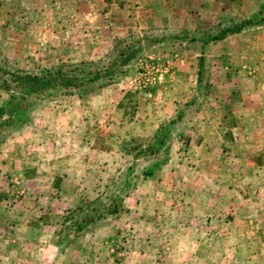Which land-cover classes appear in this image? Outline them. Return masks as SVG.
I'll return each mask as SVG.
<instances>
[{
    "label": "rangeland",
    "instance_id": "obj_1",
    "mask_svg": "<svg viewBox=\"0 0 264 264\" xmlns=\"http://www.w3.org/2000/svg\"><path fill=\"white\" fill-rule=\"evenodd\" d=\"M61 1L0 0L1 68L79 78L71 91L25 93L0 74L12 115L0 131L1 225L12 226L1 228L0 262L264 264V122L242 103L240 120L232 113L217 44L180 42L187 74L174 77L173 66L144 95L128 79L142 57L173 52L169 41L149 44L157 33L128 26L106 42L99 11L73 27L94 42L65 40ZM254 18L264 24V8Z\"/></svg>",
    "mask_w": 264,
    "mask_h": 264
},
{
    "label": "crops",
    "instance_id": "obj_2",
    "mask_svg": "<svg viewBox=\"0 0 264 264\" xmlns=\"http://www.w3.org/2000/svg\"><path fill=\"white\" fill-rule=\"evenodd\" d=\"M64 2L65 0L61 1L55 7L58 25L60 21L64 25V17L70 19L71 22L61 28L62 38L64 35L65 40H68L67 36H72V40H80V36L88 34L73 27L79 26L80 20L85 16L88 19L92 18L91 16H95L94 13L97 11L102 13L105 32L109 34L106 42L116 41L117 37L114 36L121 32L122 27L146 26L148 30L158 34L157 36L154 34L156 37L152 36L151 39L147 37V43L159 45L163 41H169L171 44L173 52L162 53L165 56L175 54L172 64L175 67L174 77L176 78L181 74H187L188 68L186 69L185 65L182 66L184 64L182 52L186 54L185 57H189L190 53L185 45H180V42L182 44L187 42L186 45H188L192 41H197L200 46L204 43L215 42L219 47L216 54L223 60L221 62L223 72L217 73L221 75L218 85L219 88L228 92L226 96L231 101V105L233 104L232 113L235 115L233 109L242 103L243 110L240 111L242 114L247 112L250 115L248 118L255 123L264 122V24H259L260 21L248 22L239 30L226 33L216 39H212L211 35H208V26H213L212 30L217 31L219 28L231 26L243 19L255 20L254 17L258 11L264 8V0H71V4ZM95 23L96 21L89 23L88 26H98ZM189 25L196 28L194 33H189L187 37H178L176 28H187ZM67 26H72L69 30L70 33L66 30ZM180 30L186 31V29ZM196 32L198 33L197 37ZM95 37L96 34L95 36L88 34L86 41L94 42ZM81 41H84V38ZM179 51L182 53L181 55ZM202 51L201 47L200 55L204 53ZM186 66L188 67V65ZM162 87L171 91L174 83L168 82ZM171 103L172 99L169 100V105ZM240 112L235 115L237 118L239 117V120ZM231 134H223V136L235 139L237 136L235 131H232ZM239 134L238 132V136ZM16 166L20 165H6L11 172L18 171ZM4 213V210L0 209V242L3 241L1 228L5 229L8 226L7 224L4 227L1 225V217ZM11 227L9 225L7 227L9 229L6 231L10 233ZM0 264L3 263L0 262Z\"/></svg>",
    "mask_w": 264,
    "mask_h": 264
},
{
    "label": "trees",
    "instance_id": "obj_3",
    "mask_svg": "<svg viewBox=\"0 0 264 264\" xmlns=\"http://www.w3.org/2000/svg\"><path fill=\"white\" fill-rule=\"evenodd\" d=\"M257 20L243 19L237 23H234L231 26H226L217 29L214 34L211 35L212 39L220 38L226 33L239 30L243 25L248 22H255ZM115 62V61H114ZM114 64V63H113ZM0 74L7 75V80L12 83L14 88H23L25 93L34 92L42 93L47 89L58 90L60 88H70V91L74 88H77L79 78L77 75L71 74L70 72H64L60 67L55 68H46L42 69L39 72H15L13 70H7L0 67ZM97 73H94L96 75ZM16 108V106H15ZM9 108L2 107L0 105V131L5 125L11 124L12 115ZM111 212H116L118 207L115 204H112L110 209ZM90 213L81 214V220L85 216H89ZM14 221V220H11Z\"/></svg>",
    "mask_w": 264,
    "mask_h": 264
},
{
    "label": "built area",
    "instance_id": "obj_4",
    "mask_svg": "<svg viewBox=\"0 0 264 264\" xmlns=\"http://www.w3.org/2000/svg\"><path fill=\"white\" fill-rule=\"evenodd\" d=\"M173 55H163L161 53H150L138 60L134 76L128 79V83L134 88L142 90L144 95H149V89L153 87L161 76L172 71Z\"/></svg>",
    "mask_w": 264,
    "mask_h": 264
}]
</instances>
